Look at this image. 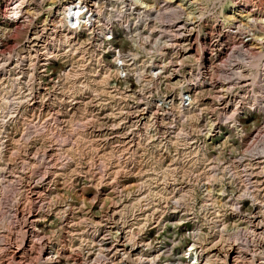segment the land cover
<instances>
[{"label": "rangeland", "instance_id": "374dc122", "mask_svg": "<svg viewBox=\"0 0 264 264\" xmlns=\"http://www.w3.org/2000/svg\"><path fill=\"white\" fill-rule=\"evenodd\" d=\"M60 4L0 0V264H264V0Z\"/></svg>", "mask_w": 264, "mask_h": 264}, {"label": "built area", "instance_id": "2783aa9c", "mask_svg": "<svg viewBox=\"0 0 264 264\" xmlns=\"http://www.w3.org/2000/svg\"><path fill=\"white\" fill-rule=\"evenodd\" d=\"M68 2L71 6H73L75 9H78V11L74 15L68 16L67 14H64L62 11V8L64 7V4ZM91 6H93V0H61L60 9H61V18H62V26L65 31L68 32H74L81 28L89 27L93 23V14L91 9ZM8 12L11 14V16L16 17L17 11H16V4H14ZM84 15V18L81 19L80 16ZM79 16V18H78ZM76 19H78L76 21ZM201 65V62H200Z\"/></svg>", "mask_w": 264, "mask_h": 264}, {"label": "bare ground", "instance_id": "6f19581e", "mask_svg": "<svg viewBox=\"0 0 264 264\" xmlns=\"http://www.w3.org/2000/svg\"><path fill=\"white\" fill-rule=\"evenodd\" d=\"M69 6V7H68ZM62 11H63V13L64 14H67L68 16H70V15H74L77 11H78V9H75L73 6H71L68 2H66L65 4H64V7L62 8ZM78 18H79V16H78ZM80 18L81 19H83L84 18V15H82V16H80ZM160 18V17H159ZM78 19H76V21H77Z\"/></svg>", "mask_w": 264, "mask_h": 264}]
</instances>
